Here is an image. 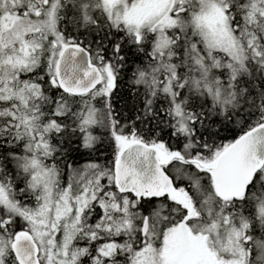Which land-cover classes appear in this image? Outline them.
I'll list each match as a JSON object with an SVG mask.
<instances>
[{"label": "snow or ice", "instance_id": "1", "mask_svg": "<svg viewBox=\"0 0 264 264\" xmlns=\"http://www.w3.org/2000/svg\"><path fill=\"white\" fill-rule=\"evenodd\" d=\"M0 264H264V0H0Z\"/></svg>", "mask_w": 264, "mask_h": 264}, {"label": "trees", "instance_id": "2", "mask_svg": "<svg viewBox=\"0 0 264 264\" xmlns=\"http://www.w3.org/2000/svg\"><path fill=\"white\" fill-rule=\"evenodd\" d=\"M121 96L124 97L123 100L120 99ZM116 99H117V107H118V108H123L124 114H125L126 116L131 117V116H132V112H131V110H130V109H131V101H130V99H129L128 96H127V85H126V84H122V85H121V87H120V91H119V93H118ZM125 101L128 102V107H124V103H125ZM235 135H239V130H238L237 128H235V126H232V127L230 128V130L222 131V132H221V137H222V139L225 140V142H226L227 140L232 139ZM102 155H103V156H106L108 159H111V149H110V148L105 149V150L102 152ZM86 159H87L86 156L83 157V158H81V157H77V160H79L80 163H83L84 160H86Z\"/></svg>", "mask_w": 264, "mask_h": 264}]
</instances>
